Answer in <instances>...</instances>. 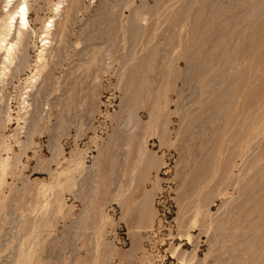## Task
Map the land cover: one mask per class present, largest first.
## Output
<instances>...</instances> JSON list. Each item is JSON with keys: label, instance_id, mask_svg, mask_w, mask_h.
<instances>
[{"label": "rangeland", "instance_id": "1", "mask_svg": "<svg viewBox=\"0 0 264 264\" xmlns=\"http://www.w3.org/2000/svg\"><path fill=\"white\" fill-rule=\"evenodd\" d=\"M57 2L0 80V264H264V0H80L35 102Z\"/></svg>", "mask_w": 264, "mask_h": 264}, {"label": "bare ground", "instance_id": "2", "mask_svg": "<svg viewBox=\"0 0 264 264\" xmlns=\"http://www.w3.org/2000/svg\"><path fill=\"white\" fill-rule=\"evenodd\" d=\"M64 1H66V4H64ZM64 1L63 0H58L57 7L55 9V14H54V16L59 15L61 18H59L58 20H55L52 17L53 19L50 20V23L47 26H45V30H43L45 35H44V37L42 39L43 43H42V48L40 49V53H39V60H38L39 63H38V66H36V70L33 71L32 75H30L31 76L30 77L31 88L34 89V94H32V95H33V98L36 100L35 102H37V100L39 102H41V99H42L43 95L47 92L45 90L46 85L44 84V82L47 79L51 82V80L49 79V76H51L50 73H52L51 71L47 70L45 74L43 73L44 77H42V80H40V76L42 74V70L44 71L45 67H46V64H48L47 63L48 62L47 59L49 58L48 56H50V54H52V52L55 49L54 46L52 45V43H53L52 40L55 38L54 35H59L60 39L64 38L63 36H65V32L67 30L68 23L72 20V18H74L73 15L77 14L75 12L80 8V5H81L80 0H64ZM4 5H5L4 7H6V8L5 9L3 8L4 11L0 12V80L1 81H3V79L6 76L8 77L9 73H12L14 71V74H15V73H18L19 70H21V68L23 67V65L25 63V61H24V58H25L24 57V49H25L26 38H27L28 35L31 36V34L33 32H35V30L33 29L32 25L30 23V19H29V17H30L29 16L30 0H6V4H4ZM133 22H134V20H133ZM141 22H143V21H141ZM53 25H54V29L52 28ZM138 26H141V25H138ZM136 29L140 30L141 28H136ZM68 30H70V29H68ZM65 41H66V37H65ZM152 52H154V51H152ZM152 52H151V54H152ZM93 56H94V54H93ZM148 56H150V55H148ZM154 56H156V55H154ZM95 57H97V56L95 55ZM92 58H94V57H92ZM151 58H152V56H151ZM93 60H95V59H93ZM96 60H95V62H93V61H91V62H93L94 64L98 63V62H96ZM147 60L148 61L145 64H147L148 68L151 70V68L154 66V65L153 66L151 65L152 64L151 62H153L152 60L155 61V59L149 60L148 57H147ZM94 66H96V65H94ZM37 67H40L41 71ZM79 68H80V66H79ZM81 68H82V66H81ZM89 68H91V67H89ZM143 69H144V66H143ZM148 70L145 69L144 71H142V74H144L145 71H148ZM96 82H97V80H96ZM146 83H147V81H146ZM95 86H97V85H95ZM73 92H74V90H73ZM68 93L69 92H67V95H68ZM72 93H71V95H72ZM74 93H73V95H74ZM92 94H94V93H92ZM65 98L68 99V96L65 97ZM69 98H71V97H69ZM67 102H68V100H67ZM36 105H37V107H39V105L37 103H36ZM66 105H69V103L66 104ZM131 112L132 111L130 110V113ZM35 116H37V115H35ZM33 117H34V115H33ZM150 118L151 119L153 118L152 117V112H151V117ZM151 119L149 120L150 121L149 122V124H150L149 126L150 127H153V126L156 127L157 125H154ZM62 121H64V119ZM65 121H66V119H65ZM126 121L128 122V120H126ZM135 127H136V125H135ZM146 135H148V134H146ZM146 135L144 136V139H145ZM145 140L147 141V139H145ZM145 140L143 141V143H145V145H146V141ZM142 145H144V144H142ZM126 149H128V147ZM142 149L143 148L141 146L140 151H142ZM57 152H59V150ZM143 152H144V150H143Z\"/></svg>", "mask_w": 264, "mask_h": 264}]
</instances>
